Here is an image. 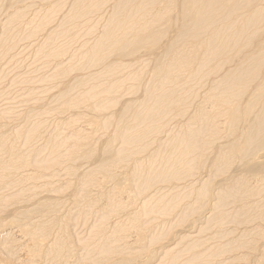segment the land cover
Returning <instances> with one entry per match:
<instances>
[{
    "label": "bare ground",
    "instance_id": "bare-ground-1",
    "mask_svg": "<svg viewBox=\"0 0 264 264\" xmlns=\"http://www.w3.org/2000/svg\"><path fill=\"white\" fill-rule=\"evenodd\" d=\"M9 2L0 68L62 88L0 111V264H264V0Z\"/></svg>",
    "mask_w": 264,
    "mask_h": 264
},
{
    "label": "rangeland",
    "instance_id": "rangeland-1",
    "mask_svg": "<svg viewBox=\"0 0 264 264\" xmlns=\"http://www.w3.org/2000/svg\"><path fill=\"white\" fill-rule=\"evenodd\" d=\"M4 1H6V2H4ZM2 7H3V9H6V8H8V6L11 8H9L8 9V11H10V10H16V8L17 7H20V8H23V10L22 11H25L26 10V12H25V14H27V16H32V11L33 10H31L30 11V9H24L25 7H26V4L25 3H21V4H18L17 3V5H13V3H10L9 2V0H3V5H1ZM22 6V7H21ZM34 9L35 8H37V5L36 6H34L33 7ZM2 9V10H3ZM27 10H29V11H27ZM10 12H12V11H10ZM31 12V13H30ZM29 13V14H28ZM26 19H28V18H26ZM85 29H87L86 27H85ZM1 35V34H0ZM27 42H22L21 44H20V47H19V49H18V54H16L17 55V57L15 56V57H13V59H12V61L10 62V63H8L6 66H3V64H5L6 62L5 61H8L9 59L8 58H5L3 61H4V63L2 64V66H3V68H0V111L1 112H4V111H7V109H4V108H11L12 110L11 111H13V113L15 112L16 114L18 113V114H20L19 115V117L24 113V112H27L28 110V108H29V110H30V108H33V109H35L36 107H39V106H44V107H46L47 105H46V102H48V98L51 96V93L52 92H57L59 89H61L62 88V85L60 84V87L58 86V87H51V91L49 90V92L48 93H44L43 91H44V89L43 88H41V86H42V84H47L46 82H41V80H42V76H44L45 75V73L44 72H46V73H49V71L48 70H50L51 68V65L50 66H47V65H44V63H46V62H44L45 60L44 59H40L39 57L37 58V57H35V55H32L31 54V51H30V48H28L27 47V45L28 44H26ZM25 46V47H24ZM27 48V49H26ZM29 50V51H28ZM22 52V53H21ZM11 60V59H10ZM41 60H43V61H41ZM19 61V62H18ZM19 63H22V64H19ZM17 64H19V65H17ZM1 66V67H2ZM48 68V69H47ZM3 70H5V73H3ZM7 70V71H6ZM70 72H72V71H70ZM3 73V74H2ZM51 73V72H50ZM73 73H75V72H73ZM5 75V76H4ZM27 75V76H26ZM38 75H41V76H38ZM72 75H74V74H72ZM26 78H25V77ZM19 77L21 78V79H27L28 80V78H30L28 81H22V82H19V84L18 83H15L14 82V80H15V78H18L19 79ZM34 78V79H33ZM67 78H69V76L66 74L65 76H64V80H66ZM41 79V80H40ZM11 80H13V81H11ZM33 80V81H32ZM35 80V81H34ZM60 80H62L61 79V77H59L58 78V81H60ZM13 82V83H12ZM40 84H39V83ZM38 84V85H37ZM59 84V83H58ZM23 88H24V91L26 90L25 88H36L35 90H34V93L36 94V96H38V97H40L39 98V100L38 101H40V102H38L37 101V99H34V97L35 96H29L28 94H27V90L25 91V92H22L23 91ZM57 90V91H56ZM40 95V96H39ZM132 95V94H131ZM130 95V96H131ZM140 95V93L139 94H135V96H134V94H133V96L132 97H136V96H139ZM20 96V97H19ZM25 97V98H24ZM40 99H43V100H40ZM128 99H130V97L129 98H123L122 100H128ZM27 103H26V102ZM23 103V104H22ZM49 103V102H48ZM14 104V105H13ZM55 104H51L50 105V107H48V108H53V109H55ZM15 110H14V109ZM48 108H46V109H48ZM4 109V110H3ZM24 111V112H23ZM81 111H79L78 110V112L77 113H75L74 115H77V114H79ZM67 113V114H66ZM17 114V115H18ZM56 113H54V111L52 112V113H50V114H47V115H45L44 117H43V121H44V124H46V126H49V125H51V124H53L54 123V121L57 119L54 115H55ZM61 115H60V119H64V118H67L68 116H70L72 113L71 112H69L68 113V111L67 112H65V115L64 114H62V113H60ZM68 115V116H67ZM64 116V117H63ZM18 117V118H19ZM53 118V119H52ZM36 120L37 119V117L35 118V117H33L32 118V120ZM49 120V121H48ZM48 121V122H47ZM13 122H15V123H13ZM18 122V120H17V118L15 119V120H11V122L9 123V126H11L10 128H12V129H14V130H17L18 129V127L15 125L16 123ZM11 124V125H10ZM14 125V126H13ZM53 126V125H52ZM54 127V126H53ZM9 128V129H10ZM49 132H51V131H49ZM61 132H63V133H66L67 131H66V128H65V126L64 125H61ZM41 143V142H40ZM83 161L85 162V159L84 160H82L81 159V161H78V163H76L75 162V167L76 168H80L81 167V165H82V163H83ZM87 161V160H86ZM80 165V166H79ZM121 177L118 179V180H121V181H123V182H121V184H126V181H125V178H124V176L123 175H120ZM217 179H215L214 178V181H216V182H218V184H220L219 182L220 181H218L219 179H222V177L220 176V178H219V176H217L216 177ZM64 179V188H63V190L62 191H60V192H57V194L55 193H50V194H52L51 196L53 197V196H56V197H60V198H65L64 199V201L66 200V202L68 203L70 200V198H71V200H72V198L73 197H71V194H72V192H73V190H74V187L73 186H69V188L67 187V184H65L68 180H69V177H64L63 178ZM66 179V180H65ZM66 181V182H65ZM38 193H40L39 195H38V197L40 198V196H43V195H45L47 192H43L42 190H40ZM42 193V194H41ZM50 194H47V195H49L50 196ZM92 194V193H91ZM37 197V198H38ZM95 201H97V200H95ZM31 202H34V200L32 199V197H31V199H26V200H24V201H22V203L20 202L19 203V206H22V205H29ZM16 205H17V203H15L14 204V207H16ZM68 207L70 206V204H68L67 205ZM99 206V203L98 204H94L93 205V207L91 208V209H89L88 211H89V213L90 214H88V215H90V218H91V220L93 219L91 216L93 215V217H94V215H95V212H96V207H98ZM11 207V206H10ZM13 207V208H14ZM67 207V208H68ZM9 209H11V208H9ZM7 210V209H6ZM94 210V211H93ZM42 211V213H40ZM39 210L38 212H39V214H44V211L45 210ZM8 211H6V213H7ZM5 213V214H6ZM34 213V214H33ZM35 213H37V210H32L31 211V218L33 219V220H42V218H41V215H38V214H35ZM46 213V212H45ZM45 216V215H44ZM43 216V217H44ZM89 217V216H88ZM10 218V217H9ZM190 219V218H189ZM187 220L188 222L187 223H189V221L190 220ZM9 220V221H8ZM32 220V221H33ZM40 220V221H41ZM7 221L8 222H6L5 223V225H8V227H10V226H14L15 225V223L17 222V221H15V220H11V219H7ZM13 222V223H11V222ZM82 221V220H81ZM15 222V223H14ZM8 223V224H7ZM174 223H177L176 222V220L173 222V224ZM19 224V222H17V224L16 225H18ZM184 225L183 226H186L185 228H183V229H186L187 228V225L185 224V223H183ZM20 225V224H19ZM13 229H15L14 227H13ZM177 231H175V229H173V230H171V234H176L177 232H178V235L180 236L181 235V231L180 230H178V229H176ZM184 232V231H183ZM168 238H169V236H168ZM169 241H168V239L167 238H165V240H163V241H159V244H156V246L158 247V246H160L161 244H163V243H168ZM161 243V244H160ZM241 262H243V261H240V262H237V264H240ZM242 264V263H241Z\"/></svg>",
    "mask_w": 264,
    "mask_h": 264
}]
</instances>
